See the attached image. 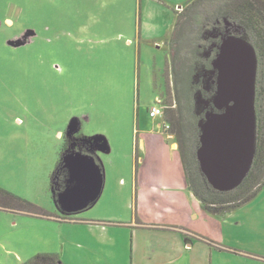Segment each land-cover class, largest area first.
I'll use <instances>...</instances> for the list:
<instances>
[{"label":"rangeland","instance_id":"1","mask_svg":"<svg viewBox=\"0 0 264 264\" xmlns=\"http://www.w3.org/2000/svg\"><path fill=\"white\" fill-rule=\"evenodd\" d=\"M189 1L0 0V190L37 209L1 206L0 194V264L59 257L56 250L68 264H131L135 217L204 238L189 235L190 264H264V185L230 212L207 213L188 187L165 115L149 116L156 104L175 109L168 50ZM206 6L193 9L198 28ZM193 99L186 120L199 135ZM73 119L80 129L68 137ZM79 132L97 157L99 189L72 217L108 223L107 244L63 222L69 199L57 177L66 168L74 182L80 175L83 160L63 168L64 155L82 153Z\"/></svg>","mask_w":264,"mask_h":264},{"label":"trees","instance_id":"2","mask_svg":"<svg viewBox=\"0 0 264 264\" xmlns=\"http://www.w3.org/2000/svg\"><path fill=\"white\" fill-rule=\"evenodd\" d=\"M203 3H206L207 6L210 5L211 8L208 9L206 6L205 10L209 17L204 16V20L208 17L207 23L198 28L195 25V17L191 16L193 9L199 6L201 9ZM183 12L177 15L168 50L176 106L175 109L166 107L165 114H163L169 126V132L176 140L190 191L207 213L221 214L250 202L264 185V176H260L264 175V0H190ZM218 23L231 26L234 31L233 36L244 39L253 46L257 57L254 102L256 115L255 154L244 180L230 191L215 190L200 171L196 158V151L199 147L198 131L197 128L190 129V124H187L186 120V111L192 112L193 110L194 94L200 92L202 99H212L213 93L209 94L207 90L216 85L214 78L217 73L215 71L212 74V70H214L212 62L217 54L208 58L201 55L208 50L207 47L210 45V42L204 40L207 37L206 32L215 31ZM181 42L186 44L185 51H181L178 46ZM200 74L206 77L205 85L207 84L201 90L193 81V78ZM194 107L196 106L194 105ZM202 118L199 117V119ZM57 165L58 161L56 167H59ZM0 194L4 196L1 198V206L14 201L29 210H37L31 203L22 201L2 190H0ZM41 213L46 215L45 212ZM29 264H63V262L57 255L39 254Z\"/></svg>","mask_w":264,"mask_h":264},{"label":"water","instance_id":"3","mask_svg":"<svg viewBox=\"0 0 264 264\" xmlns=\"http://www.w3.org/2000/svg\"><path fill=\"white\" fill-rule=\"evenodd\" d=\"M212 66V74L217 73L215 95L211 100H204L200 92L195 94L197 109L212 105L199 120L196 158L200 171L215 190L230 191L248 174L256 149L255 49L244 39L227 37ZM79 129V121L71 120L67 136L71 137ZM80 160H83L78 168L80 175L74 182L72 170L66 167ZM63 162L69 175L61 193L69 201L61 210L69 215L85 210L94 200L99 189L94 183L95 179L99 180V166L91 154L79 152L64 155Z\"/></svg>","mask_w":264,"mask_h":264},{"label":"crops","instance_id":"4","mask_svg":"<svg viewBox=\"0 0 264 264\" xmlns=\"http://www.w3.org/2000/svg\"><path fill=\"white\" fill-rule=\"evenodd\" d=\"M174 145L175 144L173 143L172 147ZM140 196H144V194H141ZM74 214L75 213L69 214L68 217L70 220H64L63 222H68L69 225L72 226L75 225L85 228L84 232L86 235L91 236L95 241L104 244L109 242L110 232L108 223L96 220L92 217H72ZM135 218L137 229L132 233L131 264H190L188 263V254L190 250L189 248L192 247V244L189 241V235H195V233L190 232L181 224H162V220L157 219L154 220L156 223H148L141 220V218ZM195 236L198 237L200 241L207 243V241L201 236ZM141 247L143 248V253H141L142 256L140 261L136 255ZM149 249L157 250L158 258H150ZM56 253L59 255L63 264H68L61 252L56 250Z\"/></svg>","mask_w":264,"mask_h":264},{"label":"flooded vegetation","instance_id":"5","mask_svg":"<svg viewBox=\"0 0 264 264\" xmlns=\"http://www.w3.org/2000/svg\"><path fill=\"white\" fill-rule=\"evenodd\" d=\"M233 32L234 31L232 30L231 26H226V25H223L221 23H218L217 29L215 31L206 32L207 37H205L204 40L206 42H210V45L207 47L208 50L206 52H204L205 53L204 57H206V58L214 57L216 54H218L219 47L221 46L223 40L226 39L227 37L233 36ZM194 78H198L196 81V85H197L198 89L201 90L203 87H206V85H207V84L205 85V78L206 77H204L203 74L202 75L201 74L196 75V77H194ZM216 78H217V75L214 78L216 85L209 87L208 90L206 89L209 92V94L213 93V95H214V92H216V90H214V89H217ZM213 95L211 96V98L213 97ZM204 106L205 105H202V108H200V110L197 109V111H196L197 115L201 118L204 117L206 109L209 107V106H207V107H204ZM79 134L82 136V139H83V134H81L80 132H79ZM81 136L79 138H81ZM72 139H73V137H72ZM82 139L81 140L78 139L79 141H76V143L77 142L79 143L80 152H82L84 154H92L93 152L90 151L88 145H86V146L83 145L84 139L83 140ZM93 156L97 159V157L95 156L94 153H93ZM58 174H59L57 177L58 182L60 183V185L63 189L65 187V184H66L67 175H66L65 171H60ZM62 189H60V190H62Z\"/></svg>","mask_w":264,"mask_h":264},{"label":"built area","instance_id":"6","mask_svg":"<svg viewBox=\"0 0 264 264\" xmlns=\"http://www.w3.org/2000/svg\"><path fill=\"white\" fill-rule=\"evenodd\" d=\"M162 115H163V108L160 107L158 104L153 105V106L150 108L149 116H150L151 118H157V117L162 116Z\"/></svg>","mask_w":264,"mask_h":264},{"label":"clouds","instance_id":"7","mask_svg":"<svg viewBox=\"0 0 264 264\" xmlns=\"http://www.w3.org/2000/svg\"><path fill=\"white\" fill-rule=\"evenodd\" d=\"M163 113H164V110H163ZM164 115V114H163ZM166 129H168L169 128V126L167 125L166 127H165ZM173 137V136H172Z\"/></svg>","mask_w":264,"mask_h":264}]
</instances>
